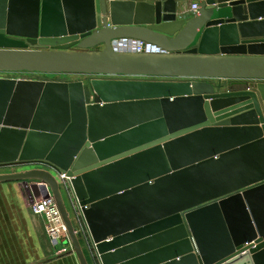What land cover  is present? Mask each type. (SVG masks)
<instances>
[{
  "label": "water",
  "instance_id": "water-1",
  "mask_svg": "<svg viewBox=\"0 0 264 264\" xmlns=\"http://www.w3.org/2000/svg\"><path fill=\"white\" fill-rule=\"evenodd\" d=\"M178 1L0 0V73L86 76L0 77V166L75 176L97 264H264V0Z\"/></svg>",
  "mask_w": 264,
  "mask_h": 264
},
{
  "label": "crops",
  "instance_id": "crops-1",
  "mask_svg": "<svg viewBox=\"0 0 264 264\" xmlns=\"http://www.w3.org/2000/svg\"><path fill=\"white\" fill-rule=\"evenodd\" d=\"M193 1L196 0H179L178 13L190 17L189 6ZM246 35L259 36L257 33ZM127 43L125 47L134 45L133 42ZM223 83L231 86L229 81L224 80ZM236 85L237 89L245 87L243 84ZM29 187L27 189L24 181L20 180L0 182V264H80L76 254L69 250L53 253L45 234L43 218L35 216L30 209L33 198L42 196L44 190L41 184L29 183ZM82 248L89 256L90 264H96L86 242H83Z\"/></svg>",
  "mask_w": 264,
  "mask_h": 264
},
{
  "label": "built area",
  "instance_id": "built-area-1",
  "mask_svg": "<svg viewBox=\"0 0 264 264\" xmlns=\"http://www.w3.org/2000/svg\"><path fill=\"white\" fill-rule=\"evenodd\" d=\"M199 3L197 1L191 2L189 6V11L191 14H194L199 9ZM123 43L121 47L125 50H133L136 52H159V48L151 43H146L144 41H135L133 42V46H126ZM2 77V76H1ZM21 78V77H20ZM23 78V77H22ZM48 80V79H47ZM6 166H14L15 171H22L27 169H41L50 172L60 183L61 186H64V188L67 191V194L69 196L72 210H73V216L71 218L75 221V233H81L82 239L84 242L87 243L90 250L92 251L94 257H95V263L96 262V245L92 240L91 233L89 231V228L87 226L85 215H84V209H87L89 207L88 204L82 205L76 191L74 190L72 180L75 176H69L66 171H63L56 167L53 164H50L45 161H34V162H26V163H12L8 164ZM41 184L44 192L42 196L39 198H33V201L30 203V209L32 213L35 216L44 218V230L45 234L48 238L50 247L52 248V251L54 254L62 253L67 250L73 252V244L71 241V237L69 234L68 226L63 218V215L60 211V208L58 206V203L50 189V187L45 183H39ZM45 185V186H43ZM46 188V190H45ZM63 238H66L70 249L67 247H60L62 245ZM112 237H108L106 240L110 241ZM100 256V255H99Z\"/></svg>",
  "mask_w": 264,
  "mask_h": 264
},
{
  "label": "rangeland",
  "instance_id": "rangeland-1",
  "mask_svg": "<svg viewBox=\"0 0 264 264\" xmlns=\"http://www.w3.org/2000/svg\"><path fill=\"white\" fill-rule=\"evenodd\" d=\"M0 76H6V77H23V78H27L26 76H29L30 78H42V79H48V80H61L64 79L66 81H73V80H80V79H84L86 76L81 75V74H38V73H0ZM12 171H15L14 166H6V165H2L0 166V173H10ZM60 191L64 200V203L67 207V210L70 213V216H73V210H72V206H71V202L69 199V196L67 194L66 189L64 188V186H60ZM44 220V218H43ZM60 247H67L68 249H70L69 243L67 241L66 238H63L62 240V245ZM86 259L88 261V263L90 264V260H89V256L85 255Z\"/></svg>",
  "mask_w": 264,
  "mask_h": 264
},
{
  "label": "trees",
  "instance_id": "trees-1",
  "mask_svg": "<svg viewBox=\"0 0 264 264\" xmlns=\"http://www.w3.org/2000/svg\"><path fill=\"white\" fill-rule=\"evenodd\" d=\"M83 242H84V240L82 239V238H80V243H81V245H83ZM85 253V252H84Z\"/></svg>",
  "mask_w": 264,
  "mask_h": 264
},
{
  "label": "flooded vegetation",
  "instance_id": "flooded-vegetation-1",
  "mask_svg": "<svg viewBox=\"0 0 264 264\" xmlns=\"http://www.w3.org/2000/svg\"><path fill=\"white\" fill-rule=\"evenodd\" d=\"M1 77V76H0ZM69 81V80H68Z\"/></svg>",
  "mask_w": 264,
  "mask_h": 264
}]
</instances>
